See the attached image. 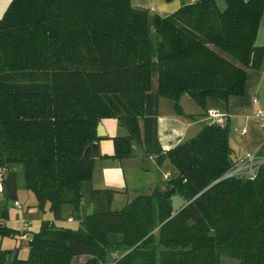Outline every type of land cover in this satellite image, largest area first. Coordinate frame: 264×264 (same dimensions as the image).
<instances>
[{
  "label": "trees",
  "instance_id": "obj_1",
  "mask_svg": "<svg viewBox=\"0 0 264 264\" xmlns=\"http://www.w3.org/2000/svg\"><path fill=\"white\" fill-rule=\"evenodd\" d=\"M226 1L224 10L196 0L161 15L131 0H11L0 16L5 196L17 191L6 165L23 160L41 207L49 202L56 218L66 203L78 210L94 174L85 152L107 117L128 130L114 137L115 157L132 156L138 135L147 154L177 169L168 191L158 186L121 209L85 215L78 228L52 220L30 228L29 256L11 264H264V162L253 179L224 178L234 165L226 124L211 121L166 151L157 132L159 97L179 114L184 93L206 108L209 98L242 94L247 68L263 65L264 47L254 41L264 0ZM173 195L185 199L178 212ZM8 232L0 223V234ZM10 254L0 243V264Z\"/></svg>",
  "mask_w": 264,
  "mask_h": 264
},
{
  "label": "crops",
  "instance_id": "obj_2",
  "mask_svg": "<svg viewBox=\"0 0 264 264\" xmlns=\"http://www.w3.org/2000/svg\"><path fill=\"white\" fill-rule=\"evenodd\" d=\"M131 1L137 8L170 15L182 4H189L196 0ZM10 2L11 0H0V9L5 12ZM215 2L221 10L227 7L226 0H215ZM254 43L258 47H264V13ZM182 97L180 101L184 114L176 111L172 100L167 101L168 98L159 97L157 132L163 150H169L197 135L206 124L211 122L208 112L213 109L220 111L226 117L225 124L230 130L229 144L234 165L252 151H257L258 156L264 158V132L254 117V112L258 108L264 109V60L259 68L252 66L247 68V78L242 94H232L228 100L209 98L206 108L201 107L188 93H184ZM100 123L103 126L102 135H99L100 138L91 144L99 146L100 155L93 157L94 174L92 179L87 181L91 183L93 189L111 190L118 196H125L128 199L124 206L138 195L152 193L158 186L165 192L168 191L167 186L159 185L161 178L158 175V169L168 162L171 166L170 170L173 168L177 173L175 165L168 158L160 161L156 155L147 154L145 148L144 155L128 158L115 157L114 137L127 135L128 130L117 117L103 118ZM243 129H246L245 133ZM141 176L143 177L140 178ZM88 208L89 211L93 209V213L97 211L94 202L91 205L84 203L82 209L86 212ZM68 219L73 221L74 216H69Z\"/></svg>",
  "mask_w": 264,
  "mask_h": 264
},
{
  "label": "rangeland",
  "instance_id": "obj_3",
  "mask_svg": "<svg viewBox=\"0 0 264 264\" xmlns=\"http://www.w3.org/2000/svg\"><path fill=\"white\" fill-rule=\"evenodd\" d=\"M2 10L3 9H0V16L4 14V11ZM152 83L155 90L158 85L157 75L153 77ZM183 99L184 98L182 97V100ZM167 101L171 100L167 99ZM139 126L141 130V138H144L145 125L142 117L139 118ZM131 153L132 156L130 157L138 156L140 154L144 155V147L142 141L138 139V135L134 136L131 139ZM6 167L7 170L15 173L16 175L17 191L14 196L8 197L5 196V192L2 201H0V223L11 228V230L13 231L12 234H9V232L0 234V243L4 249L17 250V255L19 256V258H27L30 254V239H21L19 233L23 226V219L31 220L33 222L31 226L32 231H39L41 229L42 223L47 220H52L54 222V225L58 227L78 228L80 226L81 219L85 217V215H87V213L89 212V208L86 212L84 211V209H82L84 207V203L87 205H91L92 202H94L96 205L95 209L97 210V212H100L105 211L109 208L121 209L122 207H124V204L128 199L123 195L118 196L114 192L111 194L103 193L104 195L100 196V192H95L91 183L85 181L83 183V200L81 202L80 208L76 210L73 204L66 203L61 208L60 216L56 218L54 213L50 210V203L47 202L44 208L41 207L37 194L28 187L26 180L25 162L23 160H13L8 162V165H6ZM170 169L171 166L168 164V162H165L159 167L158 175L161 178L159 185L166 187L169 183L168 181L176 176V171H174L173 168L172 170ZM0 170L3 171V167H0ZM165 174H169L170 178L165 179ZM142 177L143 176H141L140 178ZM15 200L20 201L26 207V209H19L14 204ZM5 203L7 204V207L6 213L3 215L2 211L5 209ZM69 216H74V220L68 221ZM122 252L123 251H120V253ZM233 260L238 262V260L234 258H225L222 264H233Z\"/></svg>",
  "mask_w": 264,
  "mask_h": 264
},
{
  "label": "built area",
  "instance_id": "obj_4",
  "mask_svg": "<svg viewBox=\"0 0 264 264\" xmlns=\"http://www.w3.org/2000/svg\"><path fill=\"white\" fill-rule=\"evenodd\" d=\"M256 100V99H254ZM209 117L212 122H216L218 124H225L226 117L223 113L218 110H209ZM254 117L256 123L263 129L264 132V109L258 108L254 112ZM246 132V129H243V133ZM264 162V158L258 156L257 151H252L245 155L244 158L240 159L236 162L235 165L224 175L225 177H230L233 175L241 174L247 175L251 179L255 178L259 166ZM164 178H170L169 174H165ZM6 191V186L4 183V170H0V201H2L4 197V193ZM14 204L21 210H25L26 207L18 200H15ZM33 222L31 220L23 219V226L20 230V237L23 240H27L31 237L30 228Z\"/></svg>",
  "mask_w": 264,
  "mask_h": 264
},
{
  "label": "water",
  "instance_id": "obj_5",
  "mask_svg": "<svg viewBox=\"0 0 264 264\" xmlns=\"http://www.w3.org/2000/svg\"><path fill=\"white\" fill-rule=\"evenodd\" d=\"M102 124L99 122L98 124V128H97V133L98 136L102 135ZM99 146L97 144L91 145V147L85 152V156L89 157V158H93V157H97L99 156ZM8 176V171H4V179H6ZM7 192V191H5ZM172 200H173V209L175 212H178L184 205H185V199L183 197H181L180 195H173L172 196ZM93 213V209H91L88 212L89 214ZM17 250H13L10 254L9 260L7 262V264H11L15 261L16 257H17Z\"/></svg>",
  "mask_w": 264,
  "mask_h": 264
}]
</instances>
